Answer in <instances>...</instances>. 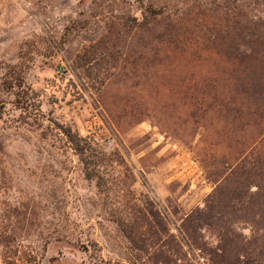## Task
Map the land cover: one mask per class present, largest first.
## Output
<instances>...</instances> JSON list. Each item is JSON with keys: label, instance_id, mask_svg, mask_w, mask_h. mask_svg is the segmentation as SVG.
Instances as JSON below:
<instances>
[{"label": "rangeland", "instance_id": "374dc122", "mask_svg": "<svg viewBox=\"0 0 264 264\" xmlns=\"http://www.w3.org/2000/svg\"><path fill=\"white\" fill-rule=\"evenodd\" d=\"M215 1L0 0V77L17 65L22 78L0 85V264H148L149 228L162 244L203 206L199 136L182 138L153 92L139 24L150 3L174 19ZM237 1L264 16V0Z\"/></svg>", "mask_w": 264, "mask_h": 264}, {"label": "trees", "instance_id": "16d2710c", "mask_svg": "<svg viewBox=\"0 0 264 264\" xmlns=\"http://www.w3.org/2000/svg\"><path fill=\"white\" fill-rule=\"evenodd\" d=\"M223 2L185 7L174 19L153 3L142 9L139 27L150 40L159 81L152 90L167 92L164 109L182 138L199 136L196 154L214 186L202 207L180 219L177 235L166 225L168 240L160 244L149 228L152 252L137 248L148 264H264V16L251 2ZM17 69L0 77L8 93L20 86ZM171 102L178 104L176 116ZM60 130L84 151L82 137Z\"/></svg>", "mask_w": 264, "mask_h": 264}, {"label": "built area", "instance_id": "2783aa9c", "mask_svg": "<svg viewBox=\"0 0 264 264\" xmlns=\"http://www.w3.org/2000/svg\"><path fill=\"white\" fill-rule=\"evenodd\" d=\"M158 139H159V140H163V139H164L163 135H160V134H159V135H158Z\"/></svg>", "mask_w": 264, "mask_h": 264}]
</instances>
